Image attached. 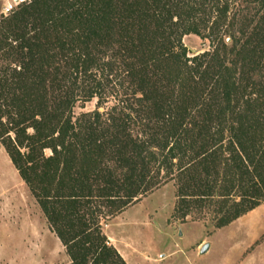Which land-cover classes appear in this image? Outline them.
Wrapping results in <instances>:
<instances>
[{"label":"trees","instance_id":"1","mask_svg":"<svg viewBox=\"0 0 264 264\" xmlns=\"http://www.w3.org/2000/svg\"><path fill=\"white\" fill-rule=\"evenodd\" d=\"M3 28L0 140L69 264H127L94 200L119 213L175 170L184 216L219 203L220 228L264 202V0H32Z\"/></svg>","mask_w":264,"mask_h":264},{"label":"rangeland","instance_id":"2","mask_svg":"<svg viewBox=\"0 0 264 264\" xmlns=\"http://www.w3.org/2000/svg\"><path fill=\"white\" fill-rule=\"evenodd\" d=\"M8 1L0 0V38L3 37V21L12 14H4V5ZM230 41L228 37L227 42ZM183 42L190 56L212 49L209 39L195 34L186 35ZM10 64V59L0 57V68ZM108 97L101 104L102 112L108 111L120 99L119 94L112 92ZM98 102V98L79 101L74 108L75 117L95 111ZM131 131L134 135L143 133L138 125H133ZM46 154L51 155V150L47 149ZM224 172L225 168L220 175ZM156 173L155 169L152 175ZM164 173L162 171L160 176L163 177ZM177 173L175 170L174 178L164 181L119 213H114L115 208L103 198L94 200V206H99L102 211V232L126 263L264 264V202L218 228L216 224L222 215L219 212L222 204H193L190 213L184 216L186 208L180 196L183 181ZM207 243L211 246L209 251L201 254V248ZM70 262L66 247L52 230L40 204L0 140V264Z\"/></svg>","mask_w":264,"mask_h":264},{"label":"built area","instance_id":"3","mask_svg":"<svg viewBox=\"0 0 264 264\" xmlns=\"http://www.w3.org/2000/svg\"><path fill=\"white\" fill-rule=\"evenodd\" d=\"M32 0H9L5 5H4V14L8 15L9 13L15 11L18 9L20 6L30 3Z\"/></svg>","mask_w":264,"mask_h":264},{"label":"water","instance_id":"4","mask_svg":"<svg viewBox=\"0 0 264 264\" xmlns=\"http://www.w3.org/2000/svg\"><path fill=\"white\" fill-rule=\"evenodd\" d=\"M210 247L211 246L208 243L203 245V247L201 248V254H206L209 251Z\"/></svg>","mask_w":264,"mask_h":264},{"label":"crops","instance_id":"5","mask_svg":"<svg viewBox=\"0 0 264 264\" xmlns=\"http://www.w3.org/2000/svg\"><path fill=\"white\" fill-rule=\"evenodd\" d=\"M10 200L12 201V198Z\"/></svg>","mask_w":264,"mask_h":264}]
</instances>
